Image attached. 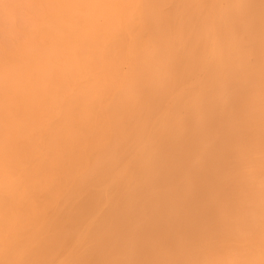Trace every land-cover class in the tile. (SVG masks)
Instances as JSON below:
<instances>
[{"label":"bare ground","instance_id":"obj_1","mask_svg":"<svg viewBox=\"0 0 264 264\" xmlns=\"http://www.w3.org/2000/svg\"><path fill=\"white\" fill-rule=\"evenodd\" d=\"M0 264H264V0H0Z\"/></svg>","mask_w":264,"mask_h":264}]
</instances>
